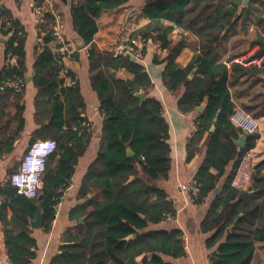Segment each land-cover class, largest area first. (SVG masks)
I'll return each instance as SVG.
<instances>
[{"label": "trees", "instance_id": "1", "mask_svg": "<svg viewBox=\"0 0 264 264\" xmlns=\"http://www.w3.org/2000/svg\"><path fill=\"white\" fill-rule=\"evenodd\" d=\"M125 2L71 0V27L88 46L90 85L98 97L104 119L100 151L79 187V197L84 200L69 212L74 224L62 232L61 252L52 258L51 264H182L173 259L185 255L181 230H145L148 223L167 220L176 210L165 192L154 184L168 175L170 147L168 124L162 117L161 104L148 96L152 82L143 65L131 60L129 55H115L91 45L100 12L116 9ZM241 2L166 0L147 4L142 13L149 21L134 33L167 50L162 60L154 55L153 61L165 63L162 81L171 92L183 88L177 100L178 108L186 113L204 103L196 118L197 129L191 133L186 146V160H189L199 151V141L207 133L203 143L205 156L194 174L198 192L192 203H202L216 188L225 166L232 163L229 175L199 226L202 232L212 231L206 240V247H215L209 255V264H254L251 262L254 240L264 241V159L253 166L252 179L246 190L231 186L241 158L255 145L258 134L248 133L242 146L236 144L241 131L230 121L235 108L227 86L231 73L223 62L216 61L215 51L226 34L234 29L238 18H242L241 26L245 28L250 5L242 7ZM44 20L40 24L44 31L43 42L34 50L32 65V81L37 88L34 114L41 125L42 118H48L47 124L40 128L41 136L53 139L56 148L46 160L39 197L19 195L9 182L11 189L1 196L18 218H26L25 213L32 216L39 206L42 227L48 230L54 217L53 205L66 187V177L84 151L91 133L82 116L85 104L78 81L75 79L72 84L65 85L59 76L64 68L63 54L53 51L52 35L47 30L54 23V16L45 12ZM164 20L189 29L197 37L198 52L184 68L175 63L183 42L170 40L171 27L163 26ZM255 21L264 30V14ZM0 37L5 39L0 41L4 58L15 60L13 64L3 65L0 79L15 75L25 79V31L1 4ZM258 43L257 55L264 51V42ZM121 68L130 72L132 79L116 77V71ZM192 70L195 74L189 78ZM239 70L243 71L242 68ZM67 75L74 78L71 71H67ZM139 91L144 93L142 101L135 95ZM3 93L16 94L11 89ZM4 99L0 97V119L7 105ZM212 125L214 129L210 131ZM127 148L133 154L128 155ZM58 151H62L61 165L57 175L53 176L49 162ZM211 168L217 171L212 173ZM89 194L93 195L89 197ZM80 217H83L82 222H78ZM230 228L245 232H228L225 240L219 242ZM6 245L11 264H28L34 255L30 249L34 240L25 227L21 233L8 236Z\"/></svg>", "mask_w": 264, "mask_h": 264}, {"label": "crops", "instance_id": "2", "mask_svg": "<svg viewBox=\"0 0 264 264\" xmlns=\"http://www.w3.org/2000/svg\"><path fill=\"white\" fill-rule=\"evenodd\" d=\"M163 1L166 0H126L116 9L102 10L96 18L97 31L91 45L97 50L111 51L115 55L121 54L116 53V49L128 45H133L142 50V58L133 59L141 63L148 74L152 82L148 96L154 97L160 102L162 117L168 124L167 142L170 147V169L167 177L156 180L154 184L165 192L166 198L172 201L176 209L174 216L157 223H148L145 230L167 231L175 228L181 230L185 255L173 259V261L182 264H209V255L215 247H206V240L212 231L202 232L199 226L229 175L232 163L225 166L224 173L219 178L216 188L207 195L202 203H192L182 192L180 185L194 179L196 169L205 156L203 143L207 133H204L199 141V151L191 159L186 160V146L199 112L196 109L186 113L182 112L177 106V100L183 92V88L177 92H171L163 84L162 71L165 63L154 62L153 56L156 55L158 60H162L167 55V50L160 48L151 39L146 42L140 35L134 34L137 29L149 21L148 17L142 13L144 6ZM0 4L24 28V62L26 67L23 90L19 93L13 91L19 95L4 94L0 91V97L5 98L7 103L4 115L0 119L1 196L2 193L11 189L8 184V176L17 170L29 144L36 139L49 138L41 136V126L47 124L48 118H42L41 125L36 121L34 114L37 88L32 81L34 74L32 65L35 58L34 50L38 31L36 16L33 12V0H0ZM50 4L63 22L62 33L65 40L74 46L73 61L65 59L63 61L62 59L64 68L60 71L59 76L65 85L72 84L75 79L78 81L80 94L85 104L82 116L86 118L90 126L91 135L84 151L77 157L72 172L69 177H66V187L62 189L59 208L54 212L48 230L42 227V223L40 227L32 226L31 221L34 219L37 209L32 216L25 213L27 219L24 216L18 218L14 216L9 203L0 199V264H11L7 253V237L21 233L24 227L34 240V245L30 247L34 255L28 264H51L52 258L61 252L60 238L62 232L74 224V220L69 217V212L84 200V198L79 197V187L91 164L98 156L102 145L101 127L104 113L98 97L90 85L88 46L84 45L82 49L76 47L75 40L81 41V39L77 37L71 27V0H51ZM247 5H250V15L245 28L241 26L242 18H238L234 29L226 34L215 51L217 54L216 61L223 62L227 66L229 74L231 73L227 86L235 107L248 111L258 119L259 129L256 132L258 138L255 145L248 150L249 159L255 166L264 159V51H261L259 55L256 54L260 50L258 42L261 40L264 42V30H262L263 26L256 24L255 21L257 17H263L264 0H247L245 4L242 0L241 6L246 7ZM162 23L165 27H171L169 37L172 42L175 43L179 40L183 42L184 46L176 55L175 63L181 68L186 67L194 54L198 52L197 37L189 29L182 28L171 21L164 20ZM14 62L13 58L8 60L4 58L3 44H0V70L3 65ZM239 68H242L243 71L241 72ZM67 71L73 73V79L67 75ZM192 71L194 73L191 77L195 74V70ZM115 75L121 79H132L133 77L130 72L123 68L117 70ZM29 76L31 79L27 81ZM70 148L74 152L71 145ZM60 157H62V151H58L49 162V169L53 176H56L60 169ZM210 171L215 173L217 170L211 168ZM215 190L218 192L216 193ZM92 195L89 194L88 196L91 197ZM40 214L42 221L41 209ZM228 232L244 233L245 231L239 228H230L219 242L225 240ZM251 262L254 264L264 263V241L254 240Z\"/></svg>", "mask_w": 264, "mask_h": 264}, {"label": "built area", "instance_id": "3", "mask_svg": "<svg viewBox=\"0 0 264 264\" xmlns=\"http://www.w3.org/2000/svg\"><path fill=\"white\" fill-rule=\"evenodd\" d=\"M51 0H33V12L36 16L38 37L36 48H39L43 42L44 31L41 30L40 24L44 20V13L50 12L54 16V23L49 25L48 31L51 32V46L54 52L63 54L64 59L73 61L74 46L67 42L63 36V22L60 15L54 10L50 4ZM116 53L132 56L136 59L142 58V50L133 45L124 48H118ZM24 87V78L18 75L7 76L0 80V91L4 92L11 89L14 92H21ZM230 121L241 132L256 133L259 129L258 119L251 115L248 111L235 107L230 114ZM198 121L195 120L192 133L197 129ZM56 143L53 139H36L32 141L27 150L24 152L18 168L8 176L9 183L15 188L19 195L28 198H36L40 196V190L43 187L42 176L46 166L48 156L55 150ZM253 165L249 159L248 152L241 158L238 167L232 177L231 186L237 190H246L251 182ZM182 192L192 202L198 192V184L195 179L180 185ZM0 199H3L0 196ZM61 201L59 196L53 205L54 212L58 210Z\"/></svg>", "mask_w": 264, "mask_h": 264}, {"label": "water", "instance_id": "4", "mask_svg": "<svg viewBox=\"0 0 264 264\" xmlns=\"http://www.w3.org/2000/svg\"><path fill=\"white\" fill-rule=\"evenodd\" d=\"M246 1H247V0H243V4H245ZM4 40H5V39H4L3 37H0V41H1V42H3ZM75 43H76V45H77V46H76L77 49H82V48L84 47V43H83L82 41H80V40H75ZM130 59H131V60H134L132 56H130ZM193 73H194V71H192V72L188 75V77L191 78V75H192ZM30 79H31V76H29V77L27 78V81L30 80ZM135 95H136L137 97H139L141 101L144 99V93H143L142 91L135 92ZM203 107H204V103H201V104L196 108V110H197L198 112H201L202 109H203ZM214 120H216V118H214ZM213 129H214V126L212 125V126L210 127V131H212ZM245 136H246V133H245V132H242V133L240 134L239 138L236 140V144L242 146V145L244 144V138H245ZM127 154H128V155H131V154H133V151H132L130 148H127ZM215 192L217 193L218 190H215ZM82 220H83V218L80 217V218L78 219V222H82ZM41 223H42V221H41L40 208H39V206H37V211H36V214H35L34 219L31 221V224H32V226H34V227H40V226H41ZM128 237L130 238V237H132V236L129 235Z\"/></svg>", "mask_w": 264, "mask_h": 264}]
</instances>
